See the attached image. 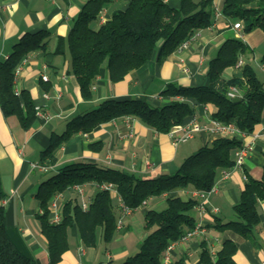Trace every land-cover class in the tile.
Instances as JSON below:
<instances>
[{"label": "trees", "instance_id": "trees-1", "mask_svg": "<svg viewBox=\"0 0 264 264\" xmlns=\"http://www.w3.org/2000/svg\"><path fill=\"white\" fill-rule=\"evenodd\" d=\"M112 1L88 0L67 37L59 36L54 52L56 55L69 54L70 72L76 76L81 95L86 99L92 97V88L104 65L112 82L122 81L156 55L163 59L173 54L183 42L211 27L214 21V0H180L178 7L169 0H129L125 9L114 11L111 19L102 23L100 14ZM222 15L234 24L240 22L244 33L255 29L264 31V0H225ZM51 36L52 32L48 30L26 33L14 45L12 53L0 62V107L6 117L17 116L24 129H30L36 121V107L28 90H22L20 95L15 93V70L30 54L47 52ZM249 51L242 38L228 37L208 64L207 83L197 86L169 83L162 92V96L168 99L163 105L133 98L102 101L96 108L70 119L63 133H53L48 147L41 153V162L55 165L58 149L74 135L90 133L106 122L125 116L138 118L150 128L168 134L174 126L185 123L195 113V103L212 105L213 119L234 123L246 136H253L264 118V80L249 62L240 68L241 75H225L226 70L236 67L240 57ZM261 63L264 64V54ZM232 86L240 93L237 102L228 96ZM244 144L238 137H217L186 158L175 173L155 178H142L93 162L79 161L60 167L41 184L36 195L43 210L39 218L48 243V264L62 262L64 253L70 249L69 230L73 226L78 228L84 245L88 247L97 244L101 230L106 242L112 240L117 230L118 207L114 192L99 188L109 183L132 209L143 206L152 197L169 195L165 209L147 211L145 228L148 234L139 250L116 263L162 264L168 246L196 225L192 212L197 207V199L185 200L173 193L177 190H209L220 170L233 168L235 151ZM88 183H95L99 188L89 207L84 209L80 203L67 201L62 208L61 220L53 222L50 215L54 198L71 187ZM5 197L0 174V200ZM260 202H264V170L260 179L248 178L234 207L236 219L214 225L225 233L216 260H212L209 249L204 247L200 263L238 264L234 256L239 240L250 238L261 223ZM0 264H42L23 255L12 242L2 206Z\"/></svg>", "mask_w": 264, "mask_h": 264}, {"label": "crops", "instance_id": "crops-1", "mask_svg": "<svg viewBox=\"0 0 264 264\" xmlns=\"http://www.w3.org/2000/svg\"><path fill=\"white\" fill-rule=\"evenodd\" d=\"M88 0H0V62L13 51L14 45L26 33L48 30L52 36L47 52L29 55L18 76L16 87L28 90L35 107L49 111V120L37 117L30 129H24L15 115L6 117L0 107V174L6 197L0 200L6 214L8 234L17 249L25 256L42 264L50 261L48 243L42 233L39 215L43 213L36 195L41 184L55 174L60 167L74 162H93L136 174L142 178H155L162 174L175 173L186 158L216 137L202 131L188 146L181 142L174 145L169 134L150 128L138 118H133L128 128L124 118L106 122L90 133L80 132L68 140L57 151L55 165L41 162L53 133L61 134L67 122L73 117L96 108L99 103L109 99H141L154 105L168 102L162 92L169 83L182 86H197L207 83L208 64L214 58L222 43L230 36L242 38L250 51L243 55L246 63L253 64L258 74L263 71L261 58L263 52L256 48L264 43V31L255 29L250 33L234 29V23L223 16L225 0H214V26L197 32L187 48L177 50L166 58L156 55L147 64L130 72L122 81L112 82L109 71L104 65L92 88V97L83 98L76 76L71 73L69 54L56 55L55 49L59 36L67 37L74 20ZM178 7L180 0H169ZM129 0H113L105 9V21L111 19L116 10L125 9ZM103 23V22H102ZM100 23L94 25L98 27ZM187 69V70H185ZM262 73V72H261ZM48 76L43 81L41 76ZM264 80V71H263ZM227 77L241 75L240 69L226 70ZM46 94L48 97H46ZM61 94V97H59ZM214 107L195 103V113L185 122L208 123ZM130 129L132 137L124 138ZM250 145V151L241 168H232L228 176L220 170L216 184L218 191L208 197V213L203 215L195 208L192 212L196 222L204 220L205 231L190 240L178 243L172 250L170 264H207L200 263L201 253L207 247L211 253L222 249L225 233L215 228L219 222L236 219L235 205L239 202L248 178L260 179L264 170V118L253 136L242 138ZM34 165H38L34 167ZM81 197L72 187L56 199L57 206L51 203L50 219H61L63 205L67 201L90 204L97 190L95 183L82 185ZM192 190H177L173 194L183 199L193 198ZM165 194L152 197L143 206L134 209L124 217V226L117 228L111 241L106 242L100 231L97 244L84 245L79 230L73 226L69 230L70 249L64 253L60 264H111L119 263L136 253L148 231L145 228V215L148 210L161 211L167 207ZM117 219L122 215L117 194L114 192ZM217 212H213V210ZM261 223L248 239H240L238 251L234 256L238 264H264V202L259 204ZM212 260L214 258L212 257Z\"/></svg>", "mask_w": 264, "mask_h": 264}, {"label": "built area", "instance_id": "built-area-1", "mask_svg": "<svg viewBox=\"0 0 264 264\" xmlns=\"http://www.w3.org/2000/svg\"><path fill=\"white\" fill-rule=\"evenodd\" d=\"M104 12L105 10H103L100 14V18L102 22H105L104 19ZM222 15V13L217 12L215 14V18L218 19L220 18ZM215 23L212 24V26H214ZM243 28V25L238 22L234 24V29L235 30H241ZM194 36H192L190 39H188L187 41L183 42L180 47L178 48V50H183L185 48L188 47L190 40L193 38ZM28 58L24 59L16 68L15 70V85L17 84V80H18V76L20 75L22 68L24 66V64L27 62ZM245 64V61L243 59V57H240L236 68L240 69L243 65ZM262 69L264 71V64L261 65ZM187 70V69H185ZM42 80L48 81V76L43 74L41 76ZM15 93L17 95L21 94V90L19 88H17L15 86ZM240 93L237 87L232 86L230 87L229 91H228V96L230 98H237L239 97ZM46 97H48V95L46 94ZM59 97H61V94H59ZM178 99L182 100V98L178 97ZM36 116L40 117L42 119H46L49 120L52 117V114L49 111L44 110L42 107H36ZM124 121L127 125L128 128H131V123L134 117L131 116H125L123 117ZM208 132L210 133L212 136L214 137H238L240 139L246 137V133L243 132L242 130H240L236 124L234 123H223L220 122L216 119H213L212 117L210 118L208 123H201L198 121L196 116H193L192 121L189 123H183V124H179L174 126L171 131L168 133L170 135V137L173 140L174 145H178L181 142H187L193 138H195V136L202 132ZM133 131L130 129V131L125 134L123 137L127 138V137H132ZM250 151V145L249 144H244V146L240 149H238L237 151H235V164L233 166V168H241L244 166L245 161H246V157L248 155ZM38 165H34V167H37ZM225 176H228L230 171L228 170H224ZM73 189L77 190V192L79 193V195L81 197L84 196V192H83V187L82 186H74L72 187ZM99 188L105 189V190H111L113 192H115L117 194L118 197V202H119V209L122 213V215L120 216V218L118 219L117 222V228L121 229L124 226V217L126 215H130L134 209L130 208L128 205H126V203L123 201L122 197L118 194V192L116 191L114 185L112 183L109 184H104L102 186H100ZM218 191V184H214L209 190H192L191 194L193 195V198L197 199L198 204H197V209L200 211V213L203 215L204 213H208V197L213 194L216 193ZM62 197V193L58 194L55 198L58 199ZM54 198L53 200V206L56 207V199ZM145 204V203H144ZM82 206L84 209H87L89 207V203L86 201H83ZM213 212H217V210H213ZM61 219L59 217L56 218V220H54L56 223L59 222ZM205 231V224H204V220L203 219H199L196 222V225L194 228H192L191 230H188L179 240L171 243L165 254L163 257V262L162 264H170L171 261V254H172V250L175 248V246L178 243L181 242H185L187 240H190L191 238L201 235L203 234ZM211 256L214 258V261L217 258V252L215 250L211 251Z\"/></svg>", "mask_w": 264, "mask_h": 264}, {"label": "rangeland", "instance_id": "rangeland-1", "mask_svg": "<svg viewBox=\"0 0 264 264\" xmlns=\"http://www.w3.org/2000/svg\"><path fill=\"white\" fill-rule=\"evenodd\" d=\"M263 51H264V43H263L260 47L256 48V52H257V53H259V52H263ZM67 54H68V53H67ZM261 72L263 73V71H261ZM261 72H260L258 75H259L260 78H263V74H262ZM60 133H63V131L60 132ZM193 142H194L193 140H192V141H187V142H185V143H181V145H182V146H188V145H190V144L193 143ZM53 173H54V172H52L51 174L47 175L45 178L50 177L51 175H53Z\"/></svg>", "mask_w": 264, "mask_h": 264}, {"label": "water", "instance_id": "water-1", "mask_svg": "<svg viewBox=\"0 0 264 264\" xmlns=\"http://www.w3.org/2000/svg\"><path fill=\"white\" fill-rule=\"evenodd\" d=\"M240 100V98L239 97H237V98H234V101L235 102H237V101H239Z\"/></svg>", "mask_w": 264, "mask_h": 264}]
</instances>
